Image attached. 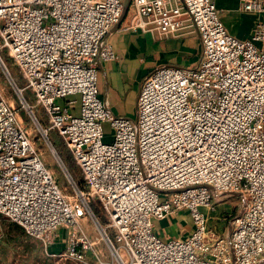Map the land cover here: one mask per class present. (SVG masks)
<instances>
[{
  "label": "built area",
  "instance_id": "1",
  "mask_svg": "<svg viewBox=\"0 0 264 264\" xmlns=\"http://www.w3.org/2000/svg\"><path fill=\"white\" fill-rule=\"evenodd\" d=\"M239 2L242 11L264 12V0ZM124 6L125 0H0V51L12 59L23 85L1 53L0 72L72 194L58 186L0 87V214L57 261L260 264L264 21L249 38L239 39L226 30L214 0H129L123 29L177 35L191 26L202 46L194 68L153 70L141 83L136 115L129 119L113 114L97 88L99 64L117 58L106 35ZM35 105L44 110L46 126ZM50 130L62 137L80 168L82 187L56 151ZM225 194H236L240 211L221 237L209 215L213 200ZM92 200L105 213V224ZM180 211L192 221L188 235L163 239L154 232V220ZM85 219L96 236L87 232ZM58 242L62 246L53 248Z\"/></svg>",
  "mask_w": 264,
  "mask_h": 264
},
{
  "label": "crops",
  "instance_id": "2",
  "mask_svg": "<svg viewBox=\"0 0 264 264\" xmlns=\"http://www.w3.org/2000/svg\"><path fill=\"white\" fill-rule=\"evenodd\" d=\"M214 2L228 33L239 39L249 38L257 24L264 21V12L242 11L239 0ZM124 23L123 16L106 35L117 58L99 64L97 88L113 114L134 119L143 80L153 70L164 65L196 67L201 58L202 46L198 33L191 26L177 35H163L158 32L125 30ZM212 218L217 220L219 216ZM192 228V221L186 211L153 221L154 232L163 239L185 237ZM260 264H264V260Z\"/></svg>",
  "mask_w": 264,
  "mask_h": 264
},
{
  "label": "rangeland",
  "instance_id": "3",
  "mask_svg": "<svg viewBox=\"0 0 264 264\" xmlns=\"http://www.w3.org/2000/svg\"><path fill=\"white\" fill-rule=\"evenodd\" d=\"M3 51L4 50H1L0 53H3ZM9 65L12 66V68L14 69V74L16 73L17 78L21 80L20 82L23 85L22 76L18 68L14 65L13 61H10ZM0 87L3 89V93L5 97L9 100V102H12L15 109L17 110L18 117L23 121V123L26 124L29 137L32 140L38 153L40 154V157L42 158L44 165L47 168H49L58 186L68 196H71L72 194L70 192V188L66 184V179L62 174L60 168L58 167L55 159L47 149L38 131L37 126L34 124L32 119L28 115V112L21 107L19 98L14 93V89L8 84V82L6 81L5 77L1 72H0ZM29 94L31 93L28 90L24 93L26 98L27 96H29ZM60 102L62 103L63 100H60ZM36 107L39 106L35 105L34 107L35 113H36L35 110ZM105 131L109 132V126L107 124L105 125ZM49 137L58 148L64 151V153L69 152L65 144H63L64 141L62 140V137L55 130L49 131ZM74 173L75 176L77 177V180L79 181L82 177L80 168L79 169L77 168ZM97 205L99 206V202L97 201L93 202L91 203V208L94 211V213L97 215V218L99 219L101 224H105L103 218V212H101L102 210H99L100 206L98 207ZM213 207L214 210L209 215V225L212 228H215L216 230L217 229L220 230L219 233L220 236L224 237L228 232L229 221L233 217H235L240 211L238 198L236 194H227L226 197H221L217 201L213 200ZM216 215L219 216L218 220L212 218L215 217ZM85 221H86L85 227L87 229V232L90 233L92 236H96L97 233L93 229L91 222L87 219H85ZM218 221L219 223L221 222L219 228L217 225H215ZM13 225H18V224L10 222L6 217L0 214V264H80V263H74L69 260L66 261L54 260L51 256L47 254V252L44 250V248L42 247V245L38 240L27 235L24 232V230L19 228L17 229ZM107 232L109 236H113L112 231L110 229L107 230ZM61 246H62V242H58L52 247L60 248ZM100 247H102L103 250L102 258L108 260L109 255L107 250L103 247V244H100Z\"/></svg>",
  "mask_w": 264,
  "mask_h": 264
},
{
  "label": "trees",
  "instance_id": "4",
  "mask_svg": "<svg viewBox=\"0 0 264 264\" xmlns=\"http://www.w3.org/2000/svg\"><path fill=\"white\" fill-rule=\"evenodd\" d=\"M1 57L3 58V60H4L5 64H6V66L8 67L10 73H12L11 75L15 79L16 83L18 85H22L21 82H20L21 80H19L17 78L16 73L14 74V69L12 68L11 65H9V62L12 61V59L7 55L6 51H3V53H1ZM27 99L31 103H34V100L32 98V94H29V96H27ZM35 110H36V113L35 114H36L37 118L41 121L42 124L47 125V119H46L45 112L42 109V107H40V106L39 107H36ZM53 145H54L56 151L58 152V154L60 155V157H61V159H62L65 167L69 171V173H70L71 177L73 178L74 182L76 183V185L79 186V187H82V185H83V178L81 177V179L78 181L77 180V177L75 176V173L74 172L76 171L77 168L79 169V167H78L76 161L74 160V158L72 157V154L70 153V151L67 152V153H64V151H62L60 148H58L54 143H53ZM93 202H96V200H92L91 201V203H93ZM99 206H100V204H99ZM99 210H102L101 206H100ZM101 212H103V210ZM103 218H104V222L106 223L107 219H106V216H105V213L104 212H103ZM13 226H15L17 229L18 228L19 229H22L19 225H13Z\"/></svg>",
  "mask_w": 264,
  "mask_h": 264
},
{
  "label": "water",
  "instance_id": "5",
  "mask_svg": "<svg viewBox=\"0 0 264 264\" xmlns=\"http://www.w3.org/2000/svg\"><path fill=\"white\" fill-rule=\"evenodd\" d=\"M128 2H129V0H126V3H125L124 10H123V13H122L121 18L124 16V14H125V12H126V9H127V6H128ZM120 20H121V19H120ZM207 187L211 189V186H207ZM228 228H229V227H228Z\"/></svg>",
  "mask_w": 264,
  "mask_h": 264
}]
</instances>
